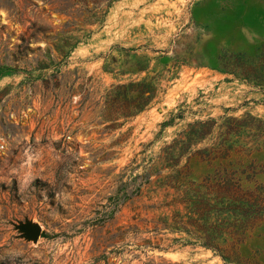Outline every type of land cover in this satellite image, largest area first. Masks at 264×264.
<instances>
[{
    "label": "rangeland",
    "instance_id": "1",
    "mask_svg": "<svg viewBox=\"0 0 264 264\" xmlns=\"http://www.w3.org/2000/svg\"><path fill=\"white\" fill-rule=\"evenodd\" d=\"M224 180L264 200V0H0V264H225L177 224Z\"/></svg>",
    "mask_w": 264,
    "mask_h": 264
},
{
    "label": "trees",
    "instance_id": "2",
    "mask_svg": "<svg viewBox=\"0 0 264 264\" xmlns=\"http://www.w3.org/2000/svg\"><path fill=\"white\" fill-rule=\"evenodd\" d=\"M143 69H140L142 71ZM155 78L146 77L129 86L117 87L111 108L120 116H136L144 112L158 97ZM127 89V90H126ZM249 188V184H244ZM195 194L185 191L187 197L180 203L187 210L186 220L180 217V229L194 236V242L219 256L225 264H264L261 251L244 254V248L258 223L264 220V200L242 196L243 186L224 180L221 184L194 185ZM125 193L123 202L131 198Z\"/></svg>",
    "mask_w": 264,
    "mask_h": 264
},
{
    "label": "water",
    "instance_id": "3",
    "mask_svg": "<svg viewBox=\"0 0 264 264\" xmlns=\"http://www.w3.org/2000/svg\"><path fill=\"white\" fill-rule=\"evenodd\" d=\"M26 230L29 236L34 239V241L38 240L41 233V228L39 226L30 225Z\"/></svg>",
    "mask_w": 264,
    "mask_h": 264
}]
</instances>
